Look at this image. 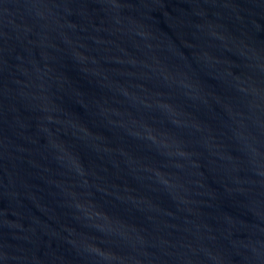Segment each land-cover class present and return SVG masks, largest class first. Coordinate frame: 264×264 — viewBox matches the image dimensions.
<instances>
[{
  "label": "water",
  "instance_id": "water-1",
  "mask_svg": "<svg viewBox=\"0 0 264 264\" xmlns=\"http://www.w3.org/2000/svg\"><path fill=\"white\" fill-rule=\"evenodd\" d=\"M0 264H264V0H0Z\"/></svg>",
  "mask_w": 264,
  "mask_h": 264
}]
</instances>
